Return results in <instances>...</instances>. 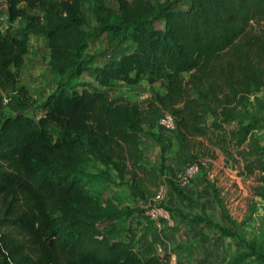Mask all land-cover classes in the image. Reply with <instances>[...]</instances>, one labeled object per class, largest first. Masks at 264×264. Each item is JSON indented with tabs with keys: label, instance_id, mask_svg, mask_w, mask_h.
<instances>
[{
	"label": "trees",
	"instance_id": "1",
	"mask_svg": "<svg viewBox=\"0 0 264 264\" xmlns=\"http://www.w3.org/2000/svg\"><path fill=\"white\" fill-rule=\"evenodd\" d=\"M117 1V14L105 0H95L91 11L99 33L110 34L117 49L130 48L99 65L87 53L85 0H6L10 22L24 18L27 27L0 31L3 264H172L151 239L156 225L146 209L167 167L162 159L146 169L141 147L144 123L167 115L177 127L172 177L195 166L205 170L204 154L219 147L229 160L242 154L245 172L261 184L254 194L264 200V120L242 115L254 95L264 108L258 96L264 95V0ZM29 32L48 40L58 78L39 120L27 115L37 102L21 80ZM84 76L83 88L73 89ZM147 77L166 84L147 107L114 97L119 83L136 87ZM53 123L61 128L57 138ZM91 160L113 168L121 181L130 177L144 207L138 217L126 212L121 224L117 213L102 209L83 178ZM194 221L235 236L209 218ZM228 264H264V253L249 244Z\"/></svg>",
	"mask_w": 264,
	"mask_h": 264
},
{
	"label": "rangeland",
	"instance_id": "2",
	"mask_svg": "<svg viewBox=\"0 0 264 264\" xmlns=\"http://www.w3.org/2000/svg\"><path fill=\"white\" fill-rule=\"evenodd\" d=\"M85 1L83 10L87 23L84 31L86 38H88L87 43H89L87 53L94 57L96 64L101 65L109 60V56L114 54L115 51H125L130 48V45L124 44L117 49L118 43L112 40L110 34L99 33V23L91 11L95 0ZM152 1L154 5H161L171 0ZM172 1H179L180 6L187 3V0ZM105 6L114 13H119L117 0H105ZM21 8L26 9V4H22ZM26 27L27 22L24 18H20L13 23L10 22L8 4L6 0H0V31L5 33L8 29H13L14 31L24 32ZM29 35V53L26 56V64L21 80L37 102L27 115L39 120L45 114L44 101L57 90L58 78L49 66L51 50L48 40L33 32H29ZM85 79L89 78L84 76L81 81L73 82L72 88L82 89ZM163 88L164 83L162 81L149 77L145 86H124L114 94V97L128 103H132L129 102L130 99L136 98V104L145 108L147 105L139 102L140 96L147 95L150 102L155 95L163 92ZM255 96L252 97V102L247 104L245 109H242V115H247V119L264 120V108L260 103L254 101ZM258 96L264 100L263 94ZM152 122L157 124V126H154L157 130L156 134L149 132V129L152 128ZM144 125L147 129L146 132L149 133L143 136L141 143L144 153L142 163L148 169L150 166H160L163 159L165 161L164 168L167 167V174L161 178L164 192L171 180L189 198L188 202H175L182 215H175L173 213L175 209L166 206L165 198L163 199V205L174 214L175 223L180 221L188 225L189 223L184 221L183 218L190 221H194L195 218L204 220L210 218L221 227L234 233L235 236H227L225 239L224 247L227 258L244 253L246 246L249 244L254 245L259 252L264 253V200L254 194V188L261 186V184L257 182L255 177L245 172V161L242 154L238 152L233 160H229L222 149L214 147L212 150L213 155L204 154V158H207L205 170L200 168L191 172L187 170L184 176L172 177L170 168L172 166V155L174 154L172 143H174L175 133L155 120L151 122L147 120ZM160 129L163 130L161 134H159ZM51 131L57 138L61 128L53 123L51 124ZM156 135L160 137L153 140L152 138ZM259 136L264 145V131H260ZM163 139L166 141H163ZM83 178L88 190L98 197L102 209L106 212L117 213L115 218L119 223H126L127 219L123 215L124 213L134 211V216L138 217V211L143 210L141 199L133 195V185L129 176L121 181L113 168H108L91 160L84 168ZM215 191L218 195L217 201L213 196ZM109 223L110 221L107 220L104 222L103 227ZM207 231L212 232L209 229ZM3 234L5 233H0V239ZM5 256L7 257V254L0 240V264L5 262Z\"/></svg>",
	"mask_w": 264,
	"mask_h": 264
},
{
	"label": "crops",
	"instance_id": "3",
	"mask_svg": "<svg viewBox=\"0 0 264 264\" xmlns=\"http://www.w3.org/2000/svg\"><path fill=\"white\" fill-rule=\"evenodd\" d=\"M147 78L143 82H141L139 86L136 87L145 86L147 83ZM118 86L119 88L117 89L116 92H118L124 86H128V85L124 83H119ZM128 87H135V86H128ZM165 88H166V84L164 83V88L161 95L165 93ZM132 96L134 97L135 95L133 94ZM135 100L137 101L136 98L130 99L129 102H132L131 104H136ZM154 126H157V124L152 122L151 124L152 128L149 129V132L151 131L153 134L157 132ZM146 130L147 129H145V125H144L145 133H149L146 132ZM161 133H163V130L160 129L159 134ZM159 137H160L159 135L158 136L156 135L152 139L153 140L158 139ZM163 141L166 140L163 139ZM151 143H153V141H151ZM172 145L174 146V154L172 155V161H173L178 149V143L177 140H175V138H174V143H172ZM183 196H186V194H184ZM213 196L216 199V195L213 194ZM188 200H189L188 196H186V198L180 196L176 191H174L171 188L170 185L166 187L165 205L169 206L170 208H174L175 210H173V213L175 215L176 214L182 215V213L178 210V206L175 205V202L177 201L188 202ZM173 213L171 212L172 221L174 224L173 227L165 226L162 231H158L155 229L151 234V239L156 243L160 253L163 255L169 254L172 256V264H228L229 263L231 257L229 258L226 257L225 247H224L226 236H224L219 230L212 228L203 222L190 221L189 219L183 218L184 221L189 223L188 225H185L180 221L175 223ZM212 222L216 223L214 221ZM208 229L212 230V232L207 231Z\"/></svg>",
	"mask_w": 264,
	"mask_h": 264
},
{
	"label": "built area",
	"instance_id": "4",
	"mask_svg": "<svg viewBox=\"0 0 264 264\" xmlns=\"http://www.w3.org/2000/svg\"><path fill=\"white\" fill-rule=\"evenodd\" d=\"M141 104H149L148 96L142 95L139 98ZM140 106V105H139ZM141 107V106H140ZM144 108V107H141ZM160 124L164 125L168 130L173 133H176V123L173 117L167 115L164 119L160 121ZM198 169L197 166L188 169L189 172L195 171ZM187 171V170H186ZM165 198V192L163 187L158 192V195L147 205V215L155 223L156 230L162 231L164 227L170 226L173 227L172 215L169 209L163 205V199Z\"/></svg>",
	"mask_w": 264,
	"mask_h": 264
}]
</instances>
